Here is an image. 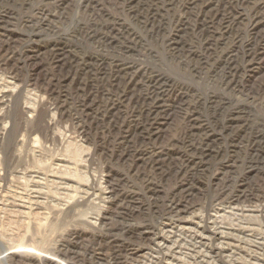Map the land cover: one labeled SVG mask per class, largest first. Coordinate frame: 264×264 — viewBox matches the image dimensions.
<instances>
[{"label": "rangeland", "instance_id": "obj_1", "mask_svg": "<svg viewBox=\"0 0 264 264\" xmlns=\"http://www.w3.org/2000/svg\"><path fill=\"white\" fill-rule=\"evenodd\" d=\"M0 22V264H264V0H0Z\"/></svg>", "mask_w": 264, "mask_h": 264}, {"label": "bare ground", "instance_id": "obj_2", "mask_svg": "<svg viewBox=\"0 0 264 264\" xmlns=\"http://www.w3.org/2000/svg\"><path fill=\"white\" fill-rule=\"evenodd\" d=\"M42 16L44 17H46L47 16V14H42ZM35 26V25H34ZM30 27V26H29ZM36 27V26H35ZM3 41H5L6 43L5 44H7V46L9 45L8 44V42L9 43H13V37H12V34H10V32L8 31V29H7V26H5L2 22H0V43L1 42H3ZM6 46V45H5ZM5 46H3V47H0L1 48V50L3 51V53L5 52H7V49L8 48H6ZM10 46V45H9ZM8 46V47H9ZM262 61H264V57L262 58ZM262 76H259V77H257V79H256V82H259V81H261V80H263L264 79V75L263 74H261ZM183 92H181V93H179V96H177L178 97V101H181V99L183 98V94H182ZM79 106V105H78ZM80 107V106H79ZM176 109H175V106H174V108L165 116V118L163 119V121H162V123H160L161 125H160V128H159V131H158V133L156 134V136L157 137H160L161 135H162V132H168V131H170L171 129H172V127L176 124V120H177V113H176V111H175ZM78 112H79V114H80V116H81V118H82V122H86V120H87V117H86V115H87V111H86V109H85V107H81V108H79L78 110H77ZM153 154V153H152ZM150 158H153V156H150ZM138 175H141L140 174V171H139V173L138 172H136ZM105 179H106V185H107V187H108V189H109V191H108V196H107V203H109V204H112L113 203V197H114V194H115V192H116V185L114 184V181H113V176L110 174V172H109V174H107L106 176H105ZM136 194V193H135ZM172 209V208H171ZM185 211V210H184ZM186 212V211H185ZM110 218V217H109ZM183 222V221H182ZM97 249V248H96ZM95 250V249H94ZM67 251V250H66ZM96 253V252H95ZM94 253V254H95ZM104 253V252H103ZM134 254V253H133ZM98 255H100V253L98 254ZM85 256V255H84ZM68 259V258H67ZM52 260V259H51ZM50 260V261H51ZM57 260V259H56ZM53 261H55V260H53ZM52 263V262H51ZM50 263V264H51ZM61 263V262H60ZM64 263V262H63ZM68 264H76L77 263V261L75 260V254H72V256H71V258L69 259V261L67 262ZM103 263V262H102ZM113 263V262H112ZM53 264H59V261H57V263H53ZM62 264V263H61ZM80 264V263H79ZM92 264V263H91ZM110 264V263H109Z\"/></svg>", "mask_w": 264, "mask_h": 264}]
</instances>
